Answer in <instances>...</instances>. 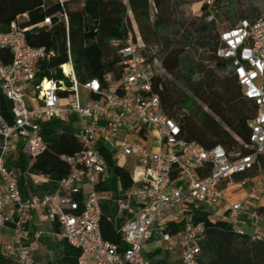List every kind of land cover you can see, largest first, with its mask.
<instances>
[{
  "label": "built area",
  "instance_id": "obj_1",
  "mask_svg": "<svg viewBox=\"0 0 264 264\" xmlns=\"http://www.w3.org/2000/svg\"><path fill=\"white\" fill-rule=\"evenodd\" d=\"M216 0H204L208 15L219 31L217 56L230 62L235 79L242 88L247 101L257 108V115L249 123L251 129L248 154L227 151L223 146L207 149L201 144L186 140L180 124L164 111L160 96L154 91L156 75L165 72L161 61L154 53H146V45L135 24L128 0L129 29L125 43H115L121 57L119 75L108 72L103 81L90 80L82 87L99 96L85 104L77 90L74 76H69L73 88L66 90L63 82L53 77L38 81L39 91L32 96V106L26 104L27 91L39 73V63L49 58L43 47H33L26 41L25 31L17 22H12L8 31H0V50L9 51L11 61L0 58V91L12 103L13 124H8L0 114V136L7 146L17 141L31 161L43 155L48 144L42 134L44 120H63L72 113L87 120L75 135L81 140L83 150L74 155H61L69 166L58 188L41 201H21L17 177L6 167L0 157V231L3 223L11 220L5 211L16 205L19 217L15 233L4 252L19 264H39L34 259L35 246L26 243L28 212L41 207L47 217L60 227V234L80 251L78 264H152L143 255L151 237L154 224L169 213L184 206L201 208L204 204L217 205L224 200V188L239 183L246 186L249 174L259 171L260 184H250V193L264 186V13L254 20L241 19L234 26L221 27L213 11ZM150 20L158 14L155 0H148ZM53 17L68 25L64 10L45 17L43 26L51 29ZM55 73V72H54ZM67 75V74H66ZM61 92H73L64 101ZM109 118L107 127L97 124V119ZM140 133V135L138 133ZM136 139H130V134ZM102 134L127 157H134L139 164V178L130 195L141 202L139 213L122 226V244L104 240L100 221L98 185L107 173V164L96 146V136ZM142 134V135H141ZM158 147L154 150L151 146ZM237 175H246L240 181ZM122 209H127L121 203ZM242 204L231 205L226 219L234 232L246 233L241 217ZM251 218V237L264 240V227L258 212ZM186 225L177 239L165 233L168 223L161 224L164 239L172 248H181V264H199L201 242L205 239L204 226L195 223L192 216L182 218Z\"/></svg>",
  "mask_w": 264,
  "mask_h": 264
},
{
  "label": "trees",
  "instance_id": "obj_2",
  "mask_svg": "<svg viewBox=\"0 0 264 264\" xmlns=\"http://www.w3.org/2000/svg\"><path fill=\"white\" fill-rule=\"evenodd\" d=\"M174 0H155L158 14L152 22L148 0H128L135 24L146 45L149 56H158L165 70L156 75L154 91L162 101L165 113L181 126L183 137L207 149L223 146L227 151H241L248 154L250 145V121L257 115L256 106L247 101L242 88L233 75L230 62L217 56L219 31L214 22L206 20L208 8L203 6L201 17L191 22L176 17ZM229 1V0H228ZM230 0L222 5L220 17L230 20L232 26L236 17H242L244 10L252 3L246 0ZM223 3L216 0L215 3ZM45 5L44 0H0V31H8L12 22L26 13ZM128 5L125 0H83L81 8L73 9L69 0H57L46 8V16H53L61 10L68 15V25L54 23L51 29L42 27L25 31L28 44L43 47L49 58L39 63L37 80L56 77V69L71 63L78 84L103 77L108 72L119 75L121 57L115 43H125L131 29ZM179 0H176V6ZM96 22V28L88 30L86 21ZM68 33L69 53L54 55L56 37ZM204 53L200 55L199 51ZM0 58L11 61L9 51L0 50ZM224 73L225 75H220ZM73 92H61L62 97ZM90 98L98 99L95 93ZM47 151L32 162L30 172L37 175H66L69 166L60 159L61 155H74L83 150V144L75 135L62 132L53 139L44 137ZM21 170H26L29 160L20 147ZM264 168V159L261 158ZM122 188L131 190L133 176L124 167H115ZM243 175H237L241 178ZM98 190H100L98 186ZM185 214L192 216L195 223L204 226L205 239L201 242L199 264H264V240H254L249 233L239 235L233 231L226 218H212L201 208L183 207ZM186 222L170 223L165 233L176 235L184 230ZM104 240L122 244L121 230L111 220L102 216L100 221ZM0 264H19L0 249Z\"/></svg>",
  "mask_w": 264,
  "mask_h": 264
},
{
  "label": "crops",
  "instance_id": "obj_3",
  "mask_svg": "<svg viewBox=\"0 0 264 264\" xmlns=\"http://www.w3.org/2000/svg\"><path fill=\"white\" fill-rule=\"evenodd\" d=\"M230 1L223 0L222 5H228ZM53 5V4H52ZM49 6H45L46 8ZM216 14H220V11L216 7L213 8ZM264 13V0H252V5L247 6L244 10V15L242 17H236L234 23H238L241 19L254 20ZM32 12L26 13L20 16L17 20V24L20 28L24 30H32L37 28H42L43 21L45 17L37 20V18L32 17ZM220 19V15H217ZM25 20L31 21L28 26L22 27L25 24ZM230 23V20H224ZM92 22V21H90ZM67 33V32H66ZM68 35V33H67ZM69 53V37H68V50L63 53ZM61 53V54H63ZM60 54V55H61ZM54 55L60 56L55 48ZM61 66V65H60ZM65 74L69 76H74V70L71 63L62 64ZM56 76V74H55ZM53 78H57L53 77ZM58 79V78H57ZM76 79V78H75ZM77 81V80H76ZM38 80L36 79L32 87L27 91L26 104L32 106L31 98L38 94L36 85ZM87 91V90H86ZM79 93V92H78ZM89 99L82 104H85L90 99V92L87 91ZM71 96L63 97L66 102L67 98ZM80 96V94H79ZM81 99V96H80ZM12 103L5 97V95L0 91V114L3 119L8 124H13L14 116L12 113ZM87 120L81 118L78 114L72 113L65 119L60 120H44L41 124V130L44 137L48 139L55 138L58 134L62 132H67L76 135L84 122ZM109 118H98L97 124L101 127H107L109 124ZM138 133V132H137ZM140 135V133H138ZM142 135V134H141ZM130 139H136V134H130ZM96 146L99 152L103 155L107 164V173L99 183V207L102 216L107 217L112 221L113 226L116 229H121L124 224L132 220L140 211L141 202L139 199L130 195V190H124L122 188L121 182L118 176L114 173L115 167L127 168L125 163V156L114 146V144L105 138L102 134L96 136ZM20 143L17 141L12 142V144L7 146V140L0 136V157H4L5 165L7 168L12 170L17 177L21 201L29 203L34 200L41 201L43 197L47 194L54 192L58 186L61 179L59 174L51 175H37L30 172L29 168L32 165L30 159L26 163V170H21L20 162ZM154 150L158 147L154 145L151 146ZM119 153L123 157L119 156ZM28 157V156H27ZM29 158V157H28ZM135 166L130 173L133 176L134 186L135 180L139 178V164L138 160L134 157ZM243 175L241 178H237L238 181L245 178ZM249 181L246 186H242L237 183L234 186L224 188V200H222L217 205L204 204L202 209L210 213L212 218L224 219L227 217L228 211L234 203L242 204L241 217L245 223L244 229L246 233L251 234V218L250 215L253 212H258L260 220L264 227V186L256 193H250V184H260V173L259 171L253 172L248 176ZM1 182V179H0ZM126 204L127 209H122L121 203ZM5 215L11 217V220L4 222L3 227L0 231V249L4 250L5 245L10 243L11 239L15 233L16 222L19 217V212L16 205H11L5 211ZM185 215L184 209L178 207L172 210L169 215L161 220V224L168 223H178V221L183 220ZM161 224L158 227L156 223L152 228V233L150 239L146 243V247L143 250V255L149 259L152 264H181L182 263V252L181 248H172L170 242L164 239V232L161 230ZM159 230V231H158ZM27 238L26 243L35 246L34 259L39 264H78V258L80 251L72 247L65 238L60 234V227L53 221H51L43 208L37 207L31 209L28 212V223L26 225ZM159 232V233H158ZM179 232L173 235L174 239L178 238ZM123 246H126L124 243Z\"/></svg>",
  "mask_w": 264,
  "mask_h": 264
},
{
  "label": "rangeland",
  "instance_id": "obj_4",
  "mask_svg": "<svg viewBox=\"0 0 264 264\" xmlns=\"http://www.w3.org/2000/svg\"><path fill=\"white\" fill-rule=\"evenodd\" d=\"M71 2V7L73 9H78L81 8L83 0H69ZM204 0H179V5L176 6V0H174L172 2V7L175 6V13H176V17L179 18L180 20H184L187 22H191L195 19H198L199 17H201L202 13H203V6L205 5L203 3ZM230 1V0H229ZM45 5L32 11V17L33 18H37V20L45 17V6H51L52 4H54L55 2H57V0H44ZM239 2L242 5H246V0H239ZM250 3H252V1H249ZM221 2H219V4H214V7H216L218 9V11H220V9H222L221 7ZM220 15V14H217ZM218 17V16H217ZM219 19V22L222 23L220 24L221 27L227 28L232 26L231 23L224 21L223 19ZM54 23L58 22V18L57 17H53ZM25 24L21 25L22 27L28 26L29 24H31V21H24ZM86 27L88 30H91L92 28H96L97 23L96 22H89L88 20L86 21ZM22 30H24V28H21ZM56 50L57 53L60 55L61 53H63L64 51L68 50V35L66 32L60 33L57 37H56ZM200 55H202L204 53L203 50L199 51ZM220 75L224 76V73H221ZM77 90L81 96V100L82 102H85L86 100L89 99L88 97V93L87 91L82 87V85H78L77 86ZM120 157H123L121 153H119ZM125 157V156H124ZM125 163L127 168L130 169V171L133 170L134 166H135V161L133 160V158H129V157H125ZM161 224V219L159 221L156 222V226L158 227L157 229H159V226ZM159 231V230H158ZM159 233V232H158Z\"/></svg>",
  "mask_w": 264,
  "mask_h": 264
},
{
  "label": "water",
  "instance_id": "obj_5",
  "mask_svg": "<svg viewBox=\"0 0 264 264\" xmlns=\"http://www.w3.org/2000/svg\"><path fill=\"white\" fill-rule=\"evenodd\" d=\"M55 74L57 76V78L63 82V85L65 87L66 90H70L73 88V82L70 79V77L68 75L65 74L64 70H63V66H59L56 71Z\"/></svg>",
  "mask_w": 264,
  "mask_h": 264
},
{
  "label": "bare ground",
  "instance_id": "obj_6",
  "mask_svg": "<svg viewBox=\"0 0 264 264\" xmlns=\"http://www.w3.org/2000/svg\"><path fill=\"white\" fill-rule=\"evenodd\" d=\"M64 70V69H63Z\"/></svg>",
  "mask_w": 264,
  "mask_h": 264
}]
</instances>
